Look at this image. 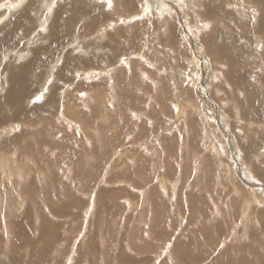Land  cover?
<instances>
[{"label":"rangeland","instance_id":"1","mask_svg":"<svg viewBox=\"0 0 264 264\" xmlns=\"http://www.w3.org/2000/svg\"><path fill=\"white\" fill-rule=\"evenodd\" d=\"M41 1L30 0V4L42 5ZM70 1L78 9L67 8L68 11H74L72 16L67 19L63 14L57 20L67 24L63 32L68 29L64 33L65 42L60 49L63 51L75 35L80 38L74 41L76 45H82L88 50V54H81L79 51H69V56L65 54L67 60L75 62L72 67L64 69V64L67 63L65 60L59 66L61 70L58 68L56 74H52L44 64L47 61V64L53 63L56 55L59 56L62 51L59 49L50 56L51 59L48 57L49 60L42 61L40 54L34 57V51L42 45L31 49L24 61L16 64L13 58L11 63L5 64L4 57L8 51L19 50V47L21 51H25V42L30 38L32 29L20 38L22 44L19 47L11 48L6 45L5 50L2 47L3 50L0 49V105L5 110L6 117L0 124V155H8L16 163L24 160L27 163L36 162L41 169L38 177L34 178V173L29 175L23 185L25 207L10 218V223L15 225L12 241L10 249L4 243L0 244V264H71L66 262L70 255L72 264H172L169 253H172L173 264H264V128H250L244 116H240L237 121L234 118L229 123L215 121L209 124L208 112L204 113L197 108L195 112L193 110L195 102L201 105V101H205L210 113L215 116L222 114L228 118L230 113H238L233 108L239 106L241 111H246L251 121L261 122L264 126V8L256 0H163L164 2L160 1L158 10L148 8L147 17H153L151 24L138 18L131 26L121 25L116 28L110 24L114 19L117 20L121 15H139L146 7L145 0H134L139 2L137 8L129 11H121L122 8H118L120 11L115 10L116 2L106 5L105 0ZM116 1L118 3L121 0ZM61 4L63 3L56 5L54 13L51 12L49 30L56 20L58 6H65ZM172 6L177 9L161 12L162 7L169 9ZM40 9L41 21L44 18ZM21 13L22 11L19 12ZM158 17L173 21H169V33H164L165 27ZM204 19L210 20L213 25L205 34L208 42L204 41L203 36H200L203 39L200 42L192 35L196 31H190L192 27H201ZM105 25L108 27L106 32ZM174 25L176 28H172ZM37 27L38 25L35 28ZM15 28L17 27L8 24L2 26L0 42L5 40V43L16 34L20 35ZM170 31L173 33L170 34ZM49 34L51 38L53 35ZM173 34L178 39L176 42L170 39ZM194 42L199 45L201 43L200 54L195 50ZM208 45L212 47V52ZM216 47L218 53L215 52ZM33 57L41 60L34 61L35 69L38 68L39 71L31 73L29 77L32 78L29 84L34 86L33 96L47 87L49 91L42 100L26 98L21 105L22 110L32 116H20L18 119L16 113H13L17 111L7 106L3 98L11 86V74L17 72L20 66L30 63ZM195 58L200 60L197 66ZM81 59L85 61L80 62ZM203 60L207 62L206 65ZM122 61L125 62L123 67L120 66ZM95 70L104 75L100 79H90L88 73ZM221 71H224V76L228 75L225 79L227 84L223 85L224 88L221 87L217 96L214 89L221 79H214L213 82L210 76ZM6 72L9 73L5 75ZM198 72V89L204 92L208 101L199 95L198 89L193 93V77ZM233 81L236 83L234 85L243 88L244 97H240L234 89V94L230 93L229 87L233 85ZM2 83L7 84L4 87ZM50 87L53 88L51 91ZM83 91H89L94 98L85 108L82 100L77 98L80 95L85 98V94L79 93ZM175 91L185 92L182 95L183 109L180 114L175 108L174 102L180 101L179 98L175 101ZM225 96L228 97L229 104L226 100L221 102V98ZM163 107H167L168 111ZM37 109H40L39 114H34ZM66 109L69 110L70 119L80 120L88 126L81 124V128L77 121H73L77 126L75 128L61 120L60 112L63 113ZM76 110L83 116H76ZM91 121L95 123L90 124ZM8 123L21 125L17 132L19 135H29L17 140L16 135L12 139L9 133L2 135V127L8 126ZM87 132L89 134L86 136ZM214 134L221 135L222 142L225 141L227 146L226 152L219 148L223 143L218 139L214 140ZM3 139L6 145L3 144ZM208 143L216 144L220 154L206 149ZM195 144L199 146L196 147ZM16 153L18 154L13 156ZM10 180L17 186V179L11 177ZM163 182L168 185L166 191ZM3 184L0 183V241L4 225L1 213L7 207L4 202L12 200L11 195H14L11 189L13 185H10L8 178ZM9 194L12 198L8 197ZM36 216L42 217L41 233L37 230ZM21 220L30 227L24 232L21 229L20 241L17 243L15 233L20 230L18 224Z\"/></svg>","mask_w":264,"mask_h":264},{"label":"bare ground","instance_id":"2","mask_svg":"<svg viewBox=\"0 0 264 264\" xmlns=\"http://www.w3.org/2000/svg\"><path fill=\"white\" fill-rule=\"evenodd\" d=\"M3 0H1V2H0V28L2 27V26H4L5 24H8V25H11V26H13V27H17V28H15V30H17V31H19V33H20V35H15V37H13V38H10V39H7V41L5 42V43H3L5 40H2L0 43H3L1 46H0V49H4V46H6V45H8V46H10L11 48H12V46H14V47H19L18 45H20V44H22V43H20V38L22 37V36H24L25 34H26V32L28 31V30H31L32 29V34H31V36H30V38L25 42V51H21V48L19 47V50H16V51H13V52H9L8 51V53H6V51H5V53H6V56L4 57L5 58V64L6 63H11L12 62V59L14 58L15 59V61H14V63H18L19 61H24V59H26V57L30 54V50L31 49H33V48H35V47H37L38 45H42L41 47H39L36 51H34V52H36V55L34 56V57H37V55L38 54H40V58H41V60L42 61H44V60H49V59H51V57L50 56H52L53 54H55V52H57V51H59V49L61 48V46H62V44H64V38H65V36H64V33L66 32V29H65V32H63V28H64V26L66 25L67 26V24H65V23H61V22H58L57 20H59L58 18L59 17H61V15H66V18L68 19V18H70L71 16H72V14L74 13V11L72 10V11H68L67 10V8H69L70 9V7H71V9H78V7L77 6H75V4L73 3V2H71L70 0H42L41 2H42V5H40L39 3H38V5L36 4V3H33V5L31 6V2H30V0L28 1V0H5V1H3ZM27 1H28V3H27ZM57 1V2H56ZM101 1H103V0H101ZM161 1H163V0H161ZM243 1H245V0H243ZM247 1V0H246ZM245 1V2H246ZM253 1V0H252ZM257 2H259L260 3V5H261V7H263L264 8V0H256ZM38 2V1H37ZM113 2H116V3H114V8H115V10H117L118 8H122V9H120L121 11L122 10H124L125 9V11L126 10H131L132 8H137V4L139 3H137V1L135 2L134 0H121V1H119L118 3H117V1L116 0H105V3H106V5L107 4H111L112 5V3ZM141 2V1H140ZM164 2V1H163ZM58 3H63V4H65V6H58V8H59V10L58 11H56V20L53 22V24H52V26H51V28H50V30L48 29V23L50 22L49 20H50V17L52 16L51 15V12H55V7H56V5H58ZM145 3H146V7H144L143 8V11L139 14V15H137V16H133V15H127V16H124V15H121V16H118L119 18L117 19V20H113L114 22H111L110 24L111 25H114V27H119V26H121V25H125V26H131V23H133L134 21H136L138 18H140V19H143V21H148V23H150V22H152L151 20L153 19V17H152V19L150 18H148L147 16H148V14L146 13V12H148V8H149V6H148V3H147V1L145 0ZM63 4H61V5H63ZM141 4V3H140ZM235 4V3H234ZM78 5V4H77ZM98 5V4H97ZM167 5H169V4H167ZM248 5V4H247ZM256 5H257V3H256ZM41 6V7H40ZM225 6H226V4H225ZM246 6V5H245ZM138 7H139V5H138ZM235 7V6H234ZM233 7V8H234ZM243 7V6H242ZM253 7H254V5H253ZM256 7V6H255ZM41 8V9H40ZM181 8V7H180ZM263 8H261V9H263ZM39 9L40 10H42L43 11V16H42V18H44V19H42L41 21L39 20V15L41 14V13H39ZM177 8H175L174 6H172V7H170L169 9L168 8H166V7H162L161 8V12H165V11H175ZM200 9V8H199ZM221 9V8H220ZM223 9V8H222ZM254 10L256 9V8H253ZM119 9H118V11H120ZM149 10H153V8L151 9V8H149ZM233 10V9H232ZM241 10H242V8H241ZM254 10H253V12H254ZM257 10V9H256ZM20 11H22V13L21 14H19V12ZM41 11V12H42ZM65 12V13H62V12ZM199 11V10H198ZM207 11V10H206ZM237 11V10H236ZM86 12H88V11H86ZM212 12V11H211ZM257 12V11H256ZM62 13V14H61ZM222 13V12H221ZM220 13V14H221ZM258 13H259V10H258ZM14 14H17V15H14ZM256 15H258L257 13H255ZM261 14V13H260ZM14 15V16H13ZM85 15V14H84ZM150 15V14H149ZM224 15H226V14H224ZM238 15H240V14H238ZM254 15V14H253ZM252 15V16H253ZM263 15H264V13H263ZM11 16H13V17H11ZM151 16V15H150ZM218 16V15H217ZM219 17H220V15H219ZM224 17V16H223ZM238 17V16H237ZM255 17V16H254ZM261 17V16H260ZM159 18V20L161 19L162 21H159L161 24H163L164 25V27H165V32L164 33H167L168 31H169V25H170V22H172L173 23V21H170L169 19H163V18H161V17H158ZM199 18V17H198ZM256 18V17H255ZM257 18H259V17H257ZM262 18V17H261ZM201 19V18H200ZM215 19H216V17H215ZM220 19V18H219ZM254 19V18H253ZM62 20V19H61ZM57 21V22H56ZM170 21V22H169ZM186 23H187V20H184ZM183 21V22H184ZM215 21V20H214ZM219 21V20H218ZM56 22V23H55ZM82 22H84L83 20H82ZM142 22V21H141ZM203 22V21H202ZM220 22V21H219ZM222 22V21H221ZM4 23V24H3ZM185 23V24H186ZM213 23V22H212ZM215 23H216V21H215ZM82 24V23H81ZM140 24V23H139ZM151 24V23H150ZM149 24V25H150ZM198 24V23H197ZM220 24V23H219ZM36 25H38V27L37 28H35L36 27ZM103 25V24H102ZM101 25V26H102ZM137 25V24H136ZM149 25H147V26H149ZM172 25V24H171ZM199 25V24H198ZM197 25V26H198ZM212 24H211V22H210V20L208 21V20H206V19H204V24H201V27H199V28H195V27H192V30H190V31H196L195 32V34H192V35H194L195 36V38L196 39H199V41L200 42H203V39H204V41L205 42H208L209 41V39L208 38H206L205 37V34L207 33V31H208V28L211 26ZM176 25H174L172 28H174ZM194 26V25H193ZM213 26V25H212ZM211 26V27H212ZM225 26V25H224ZM99 27V26H98ZM105 27H106V25H105ZM139 27V26H138ZM137 27V28H138ZM178 27V26H177ZM185 27H187V26H185ZM231 27V26H230ZM134 28V27H133ZM144 28V27H143ZM151 28V27H150ZM176 28V27H175ZM86 29V28H85ZM101 29H102V27H101ZM108 29V27H106V29H105V32H106V30ZM126 29V28H125ZM187 29H188V27H187ZM68 30V29H67ZM171 30V29H170ZM252 30V29H251ZM9 31V30H8ZM132 31V30H131ZM145 31V30H144ZM98 32V31H97ZM135 32V31H134ZM174 32H176V30L174 31ZM180 32V31H179ZM253 32H254V30H253ZM49 33H51V35H53L51 38H50V34ZM133 33V32H132ZM169 33V32H168ZM173 32L172 31H170V34H172ZM77 34V33H76ZM81 35L83 34V33H80ZM88 34V33H87ZM87 34H85L86 36H87ZM105 34V33H104ZM181 34V33H180ZM186 34V33H185ZM4 35V34H3ZM49 35V36H48ZM84 35V34H83ZM135 35V34H134ZM137 35V34H136ZM166 35V34H165ZM183 35V34H182ZM48 36V37H47ZM77 36V35H76ZM168 36V35H167ZM200 36H203V39H200ZM4 37V36H3ZM6 37V36H5ZM205 37V38H204ZM210 37V36H209ZM103 38H104V36H103ZM132 38H133V35H132ZM131 38V39H132ZM134 38H136V37H134ZM216 37H214V39H215ZM264 38V37H263ZM3 39V38H2ZM76 39H78L77 37H75V35H74V37H72V39H71V41L68 43L69 45L68 46H66L65 48H63V51H62V49H60V51H62L61 52V54H59V53H57V54H59V56L58 55H56L57 57H56V60H54V62L53 63H51V64H47V62H45V67H48L49 68V71L50 72H52V74H56V69H58L59 68V66H61V65H63L65 62V60H67V58H66V55L67 56H69V51H71L72 53H75V52H77V51H79L81 54H83V53H85L86 52V54H88V50L87 49H85L82 45H76V43L74 42ZM80 39V38H79ZM78 39V40H79ZM130 39V40H131ZM139 39V38H138ZM170 39H172V40H178L177 39V37H176V35L175 34H173V36H171V38ZM214 39H212V40H214ZM1 40V39H0ZM82 40V39H81ZM216 40V39H215ZM83 41H85V40H83ZM134 41V40H133ZM169 41V40H168ZM181 41V40H180ZM196 41V40H195ZM198 41V40H197ZM217 41V40H216ZM176 42V41H175ZM221 42V41H220ZM91 43V42H90ZM131 43V42H130ZM227 43V42H226ZM47 44H48V46H47ZM78 44H79V42H78ZM81 44V43H80ZM204 44H206V43H204ZM210 44H211V42H210ZM220 44V43H219ZM67 45V44H66ZM145 45V44H144ZM212 45H214V44H212ZM215 45H217V44H215ZM259 45H261V44H259ZM263 45V44H262ZM89 46V45H88ZM91 46H93V45H91ZM180 46V45H179ZM194 46H195V50L196 51H198V53L200 54V52L199 51H201V49L199 48V46H201V43H200V45L198 44V42H194ZM205 46V45H204ZM222 46V45H221ZM2 47V48H1ZM71 47V48H70ZM90 47V46H89ZM97 47V46H96ZM223 47H225V45H223ZM257 47V46H256ZM91 48V47H90ZM100 48V47H99ZM179 48H182V47H179ZM212 48V47H211ZM210 47H209V45H208V49L210 50V52H212V49H211ZM2 49V50H3ZM8 49V48H7ZM92 49V48H91ZM94 49H95V47H94ZM93 49V50H94ZM177 49V48H176ZM204 49V48H203ZM202 49V50H203ZM219 49H220V47H219ZM5 50V49H4ZM9 50V49H8ZM93 50H91V51H93ZM205 50V49H204ZM203 50V51H204ZM214 50V49H213ZM251 50V49H250ZM100 51V50H99ZM99 51H98V53H99ZM102 51V50H101ZM103 51H104V49H103ZM221 51V50H220ZM220 51H219V53H220ZM94 52V51H93ZM96 52V51H95ZM215 52L216 53H218V50H217V47H216V50H215ZM249 52V51H248ZM71 53V54H72ZM90 53V52H89ZM108 53V52H107ZM207 53H209L208 51H207ZM4 54V53H3ZM66 54V55H65ZM94 54V53H93ZM93 54H91V55H93ZM210 54V53H209ZM212 54V53H211ZM96 55V54H95ZM219 55V54H218ZM224 55V54H223ZM85 56H87V55H84V57ZM198 56V55H197ZM196 56V57H197ZM199 56H201V55H199ZM228 56V55H227ZM227 56H225V57H227ZM33 57V58H34ZM39 57V56H38ZM49 57V59H47ZM106 57H107V55H106ZM205 57V56H204ZM199 58V57H198ZM206 58V57H205ZM221 58V57H220ZM228 58V57H227ZM68 59H70V58H68ZM91 59V58H90ZM89 59V60H90ZM213 59V58H212ZM38 61V62H41V60H39V59H37V58H34L30 63H28V64H26V65H24V66H20L19 67V70L17 71V72H15V73H12L11 74V86H10V88H9V90L7 91V95L4 97V95L2 96V98L4 99V101H5V104L7 105V106H9V107H11L12 109H15V111H17V112H14L13 110V113L15 114V116L16 117H18V119H19V117L20 116H29V117H31L32 116V114H27V113H24L23 112V108H22V103H23V101L26 99V98H28V99H32V100H42L43 98H44V96L48 93V91H49V87H47V88H45L44 89V91H42V92H40V93H37L38 95H34L33 96V93L32 92H34L33 91V89H34V86L33 85H30L29 83L32 81V78H29L30 76H31V73H36V72H38L39 71V69L37 68V69H35L36 68V63L34 62V61ZM74 60V59H73ZM88 60V61H89ZM94 60V59H93ZM92 60V61H93ZM195 60V61H194ZM193 61H194V63H195V66H197V65H199V63H200V60H198L197 58H195ZM210 60V59H209ZM215 60H217V59H215ZM85 60L83 59H81V61L80 62H84ZM87 61V60H86ZM204 62V65H206V63L207 62H205V60H203ZM212 61H214V60H212ZM42 63H44V62H42ZM75 62H72V61H69V60H67V63L66 64H64V69H66L67 70V68H69V66H71V65H73ZM61 64V65H60ZM127 64V63H126ZM125 65V62L124 61H122L121 63H120V66H124ZM209 65V64H208ZM213 65H214V62H213ZM217 65V64H216ZM18 66V65H17ZM2 67H3V65H2ZM72 67V66H71ZM207 67V66H206ZM220 67H221V64H220ZM6 68V67H5ZM63 68H62V71H64L63 70ZM211 68H213V66L211 67ZM222 68H225V66L224 67H222ZM11 69V68H10ZM105 69V68H104ZM215 69V68H214ZM59 70H61L60 68H59ZM100 70V69H99ZM118 70H120L119 68H118ZM216 70V69H215ZM218 70V69H217ZM223 70V69H222ZM5 71H7L6 69H5ZM11 70H9V72H10ZM61 71V72H62ZM213 71V70H212ZM4 72V71H3ZM8 72V73H9ZM49 72V73H50ZM65 72V71H64ZM210 72V71H209ZM245 72V71H244ZM7 72L5 73V75H7L8 74ZM195 73V72H194ZM215 73V72H214ZM247 73V72H246ZM4 74V73H3ZM61 74H63V72L61 73ZM89 74H95L96 75V77H95V79H97V78H99L100 79V77L101 76H103L104 75V73H102V72H99L98 70H95V72H91V73H88V75ZM107 74V73H106ZM109 74V73H108ZM207 74V73H206ZM211 74V73H210ZM229 74V73H228ZM248 74V73H247ZM111 75V74H110ZM119 75V74H118ZM215 76V78H214V76ZM213 75H211L210 76V78H211V80L214 82V79L215 80H217V79H221V82L217 85V87L214 89V93H215V95H219L218 93L221 91L220 89H221V87H223V85L226 83L225 82V79L228 77V75H225L224 76V71H221V72H216V74H213ZM256 75V74H255ZM127 76V75H126ZM128 76H130V75H128ZM193 76H194V74H193ZM199 72H198V75H195V77H193V88H194V90H193V93H195V90H197L198 89V83H199ZM232 76V75H231ZM7 77V76H6ZM10 77V76H9ZM146 77V76H145ZM2 78H3V76H2ZM8 78V77H7ZM52 78V77H51ZM50 78V79H51ZM72 78H73V76H72ZM88 78V77H87ZM175 78V77H174ZM4 79V78H3ZM3 79H1V80H3ZM6 79V78H5ZM10 79V78H9ZM31 79V80H30ZM90 79H94V78H90ZM98 79V80H99ZM152 79V78H151ZM244 79V78H243ZM74 80V79H73ZM5 81V80H4ZM88 83H91V82H89V80H86ZM155 81V80H154ZM158 81V80H157ZM229 81V80H228ZM5 82H7V81H5ZM52 82V81H51ZM94 83L96 82V80L95 81H93ZM213 82L211 83V84H213ZM239 82V81H238ZM1 83V82H0ZM53 83H54V81H53ZM69 83V82H68ZM113 83H115L114 81H113ZM176 83V82H175ZM210 83V82H209ZM231 83V82H230ZM241 83V82H240ZM2 84H4V87L6 86V84L5 83H2ZM32 84V83H31ZM48 84V83H47ZM83 84V83H82ZM155 84V83H154ZM160 84V83H159ZM227 84V83H226ZM225 84V85H226ZM234 84H236L235 83V81H233V85ZM115 85V84H114ZM120 85V84H119ZM224 85V86H225ZM231 85L230 87H229V89H230V93H233V89L235 90V91H237V94L240 96V97H244L245 96V94H244V90H243V88L242 87H238V85L236 86V85ZM47 86V85H46ZM56 86V85H55ZM84 86V85H83ZM154 86V85H153ZM174 86H176V85H174ZM183 86V85H182ZM236 86V87H235ZM4 87H2V88H4ZM57 87V86H56ZM55 87V88H56ZM88 87V86H87ZM86 87V88H87ZM213 87V86H212ZM233 87V88H232ZM100 88V87H99ZM181 88H183V87H181ZM196 88V89H195ZM224 88V87H223ZM227 88V87H226ZM250 88V87H249ZM51 89H53V88H51L50 87V91H51ZM79 89V88H78ZM175 89V88H174ZM176 89H178V88H176ZM184 89V88H183ZM5 90H7V89H5ZM88 90V89H87ZM146 90V89H145ZM2 91H3V89H2ZM68 91V90H67ZM198 91V93H199V95L201 96V97H204L207 101H208V97H205L204 96V92H201V90H197ZM232 91V92H231ZM249 92H250V90H248ZM163 92V91H162ZM167 92V91H166ZM176 93H175V95H176V97H175V95H174V98H175V101H176V99H180V101L179 102H174L175 103V108H177L180 112H179V114L182 112V107H181V102L183 101V97H182V95H183V93H185V92H181V93H178L177 91H175ZM1 93V92H0ZM32 93V94H31ZM68 93V92H67ZM67 93H65L66 95H67ZM79 93H83V94H85V98H83V97H81V95H80V97H77L78 98V100L79 101H81L82 100V102L84 103V107L83 108H85V107H87L88 106V104H89V101L90 100H92V99H94L93 97H92V94H90L89 93V91H83V92H79ZM116 93V92H115ZM123 93V92H122ZM148 93H149V91H148ZM156 93V92H155ZM160 93V92H159ZM165 93V92H164ZM164 93H163V95H164ZM174 93V92H173ZM245 93H246V91H245ZM252 93V92H251ZM150 94H152V93H150ZM167 94V93H166ZM234 94V93H233ZM69 95V94H68ZM114 95V94H113ZM156 95V94H155ZM262 95V94H261ZM36 96V97H35ZM49 96V95H48ZM72 96V95H71ZM131 96V95H130ZM150 96H152V95H150ZM238 96V97H239ZM51 97V96H50ZM54 97V96H53ZM67 97V96H66ZM69 97V96H68ZM74 97V96H73ZM98 97H100V94L98 95ZM220 97V96H219ZM253 97V96H252ZM261 97V96H260ZM81 98H83V99H81ZM97 98V97H96ZM95 98V100H97ZM157 98V97H156ZM169 98V97H168ZM257 98V97H256ZM132 99V98H131ZM130 99V100H131ZM140 99V98H139ZM152 99V98H151ZM165 99H166V97H165ZM228 99V97L227 96H225L224 98H221V102L223 101V100H226L227 102H228V104H229V101L227 100ZM45 100V99H44ZM49 100V99H48ZM66 100V99H65ZM103 100V99H102ZM107 100V99H106ZM117 100V99H116ZM133 100V99H132ZM167 100V99H166ZM170 100V99H169ZM174 100V99H173ZM45 101H47V100H45ZM72 101H75V100H72ZM77 101V100H76ZM135 101V100H134ZM150 101V100H149ZM161 101H163L162 99H161ZM127 102V101H126ZM239 102V101H238ZM256 102V101H255ZM1 103V102H0ZM2 103H3V101H2ZM97 103V102H96ZM133 103V102H132ZM164 103V102H163ZM158 104H159V102H158ZM162 104V103H161ZM262 104V103H261ZM49 105V104H48ZM66 105H69V104H66ZM66 105H65V108H66ZM107 105V104H106ZM118 105V104H117ZM122 105V104H121ZM207 105V103L205 102V101H201V105L199 104V102H198V104L195 102V105L193 106V110H194V112H195V110H196V108L197 109H199L200 111H203L204 113H209V115H208V118L210 119V121H209V124H213V123H215V121H222V122H224V123H229V121L230 120H234V118H235V120L237 119V120H239L240 119V116H244L246 119H247V122H248V126H250V128H254V127H258L259 129L261 128H264V126H263V124H261V122H254V120L253 121H251L250 120V117L244 112V111H241V108L239 107V106H236V108H233V109H237L238 110V113L236 114V113H230V115H229V117L227 118V117H225V115H222V114H217V116H215V114H212V113H210V111H209V109H208V107L206 106ZM234 105V104H233ZM39 106V105H38ZM137 106H138V104H137ZM166 106V105H165ZM213 106V105H212ZM249 106V105H248ZM61 107V106H60ZM95 107V106H94ZM122 107V106H121ZM124 107V106H123ZM185 107H186V105H185ZM255 107V106H254ZM49 108V107H48ZM82 108V107H81ZM129 108V107H128ZM158 108V107H157ZM164 109H166V111H168V108L167 107H163ZM163 108H161V109H163ZM47 109V108H46ZM55 109V108H54ZM57 109V108H56ZM69 109V108H68ZM72 109V108H71ZM88 109V108H87ZM105 109V108H104ZM140 109V108H139ZM164 109L162 110V111H164ZM211 109V108H210ZM7 110V109H6ZM51 110V109H50ZM53 110V109H52ZM59 110V109H58ZM63 110V109H62ZM135 110V109H134ZM39 111H40V109H37V111H36V113H34V114H39ZM68 111L69 110H67L66 109V111L65 112H60V118H61V120H63L64 122H66V123H69L70 125H72L73 127H75V125H74V123H73V119H70L69 117H68ZM77 111V110H76ZM116 111V110H115ZM125 111H126V109H125ZM143 111V110H142ZM166 111H164V112H166ZM8 112H10L9 111V109H8ZM7 112V113H8ZM35 112V111H34ZM49 112V111H48ZM58 112V111H57ZM56 112V113H57ZM78 112V111H77ZM80 112V111H79ZM76 113V116H77V114L79 115V114H81V113ZM119 112V111H118ZM144 112V111H143ZM142 112V113H143ZM5 110L1 107V105H0V124L2 123V122H4L5 121V119H6V117H5ZM12 113V114H13ZM41 113V112H40ZM53 113H55L54 111H53ZM97 113V112H96ZM103 113V112H102ZM129 113V112H128ZM259 113V112H258ZM11 114V115H12ZM75 114V113H74ZM135 114V113H134ZM144 114V113H143ZM142 114V115H143ZM148 114V113H147ZM146 114V115H147ZM244 114V115H243ZM7 115H9V117H10V114L8 113ZM149 115V114H148ZM147 115V116H148ZM198 115V114H197ZM196 115V116H197ZM14 116V115H13ZM12 116V117H13ZM58 116V115H57ZM81 116H83L82 114H81ZM125 116V115H124ZM134 116V115H133ZM141 116V115H140ZM139 116V117H140ZM184 116H185V114H184ZM8 117V116H7ZM9 117L7 118V120L9 119ZM114 117V116H113ZM120 117V116H119ZM135 117V116H134ZM141 117H143V116H141ZM57 118V117H56ZM75 118V117H74ZM79 118V117H78ZM126 118V117H125ZM160 118V117H159ZM184 118V117H183ZM104 119V118H103ZM6 120V121H7ZM82 120V119H81ZM101 120V119H100ZM128 120V119H127ZM140 120V119H139ZM196 120H197V118H196ZM236 120V121H237ZM75 121H77V119L75 120ZM74 121V122H75ZM86 121V120H85ZM84 121V122H85ZM105 121V120H104ZM113 121V120H112ZM126 121V120H125ZM137 121V120H136ZM198 121V120H197ZM82 122V121H81ZM80 122V120L79 121H77L76 123H78L79 124V127H81L80 125L82 124ZM103 122V121H102ZM141 122V121H140ZM152 122V121H151ZM19 123H20V121H19ZM92 123V121L90 122V124ZM95 123V122H94ZM94 123H92V124H94ZM84 124V123H83ZM82 124V125H83ZM87 124H89V121H88V123ZM158 124V123H157ZM8 126H6V127H2V130H4L3 131V133L1 132V134L3 135V134H8L9 133V136L11 137L10 139H12V138H14V136L16 135V140L17 139H20V138H22V137H27L29 134H25V133H23V134H18L17 132H18V130L20 129V126L21 125H12V124H10L9 125V123L7 124ZM23 125V124H22ZM85 125V124H84ZM99 125V124H98ZM32 126V125H31ZM86 126H88V125H85L84 127H86ZM93 126L94 125H92V128H93ZM158 126V125H157ZM29 127V126H28ZM75 128H77V126L75 127ZM82 128V127H81ZM89 128L91 129V126H89ZM138 129V128H137ZM81 130V129H80ZM92 130V129H91ZM93 130H95V129H93ZM135 130V129H134ZM223 130V132H224V129H222ZM263 130V129H262ZM82 131V130H81ZM90 131V130H89ZM97 131H99V130H97ZM97 131H95V133L97 134L98 132ZM137 131V130H136ZM261 131V130H260ZM86 132V131H85ZM100 132V131H99ZM50 133V132H49ZM48 133V134H49ZM73 133V132H72ZM79 133V132H78ZM92 133V132H91ZM89 133L87 132V134H85L86 136L88 135ZM100 134V133H99ZM224 134V133H223ZM24 135V136H23ZM74 135V134H73ZM79 135V134H78ZM84 135V137L86 138V136ZM92 135H94V134H92ZM129 135H131V134H129ZM90 137H91V135H89ZM214 136H215V138L213 137V135H212V137H213V139L215 140V139H218L219 141H220V143L222 142V140H221V135H219V134H214ZM130 137V136H129ZM131 137H132V135H131ZM144 137V136H143ZM159 137H161V136H159ZM81 138V137H80ZM89 138V137H88ZM92 138V137H91ZM96 138V137H95ZM164 137H162V139H163ZM82 139V138H81ZM80 139V140H81ZM98 139V138H97ZM132 138H130V140H131ZM154 139V138H153ZM165 139H166V137H165ZM4 140V142H3V144L5 143V139H3ZM42 140V139H41ZM79 140V139H78ZM77 140V141H78ZM79 140V141H80ZM95 140V139H94ZM151 140V139H150ZM146 141V140H145ZM161 141V140H160ZM2 142V141H1ZM35 142V141H34ZM37 142V141H36ZM35 142V143H36ZM81 142H82V140H81ZM101 142V141H100ZM162 142H163V140H162ZM21 143V142H20ZM38 143V142H37ZM67 143H69V142H67ZM77 143V142H76ZM143 143V142H142ZM158 143V142H157ZM223 143V145H221L219 148L220 149H222V151H225L226 150V143H225V141L224 142H222ZM60 144H62V143H60ZM79 144H80V142H79ZM151 144V143H150ZM4 145H6V144H4ZM38 145V144H37ZM77 145V144H76ZM76 145H75V147H76ZM86 145V144H85ZM87 145H89V144H87ZM143 145V144H142ZM157 145H160V144H157ZM165 145V144H164ZM199 146V144H195V146ZM11 146V145H10ZM9 146V147H10ZM58 146V145H57ZM63 146V145H62ZM61 146V147H62ZM78 146V145H77ZM111 146V145H110ZM196 146V147H197ZM219 146V145H218ZM1 147V146H0ZM5 147V146H4ZM14 147V146H13ZM55 147V146H54ZM60 147V146H59ZM60 147V148H61ZM75 147H73V148H75ZM136 147V146H135ZM140 147H141V145H140ZM145 147V146H144ZM148 147V146H147ZM150 147V146H149ZM152 147V146H151ZM16 148H18V147H16ZM58 148V147H57ZM56 148V149H57ZM63 148V147H62ZM139 148V147H138ZM167 148V147H166ZM217 148V149H216ZM218 147H216V144H212V143H208V144H206V149H211V150H213V151H215V152H217V153H219L220 154V149H219ZM54 149V148H53ZM137 149V148H136ZM135 149V150H136ZM145 149H146V147H145ZM149 149H151V148H149ZM148 149V150H149ZM154 149V148H153ZM6 150V149H5ZM60 150H62V149H60ZM64 150V149H63ZM88 150V149H87ZM147 150V149H146ZM152 150V149H151ZM161 150V149H160ZM196 150V149H195ZM57 152H58V150H56ZM154 151V150H153ZM156 151V150H155ZM5 152V151H4ZM10 152V151H9ZM8 152V153H9ZM19 152V151H18ZM37 152V151H36ZM60 152V151H59ZM117 152V151H116ZM132 152V151H131ZM226 152V151H225ZM12 153V152H11ZM47 153V152H46ZM54 153V152H53ZM61 153V152H60ZM65 153V152H64ZM18 153H16V154H13V156L14 155H17ZM33 154V153H32ZM59 154V153H58ZM61 154H63V153H61ZM79 154V153H78ZM86 154V153H85ZM116 154V153H115ZM114 154V155H115ZM138 154V153H137ZM6 155V154H5ZM34 155V154H33ZM49 155V154H48ZM52 155V154H51ZM60 155V154H59ZM58 155V156H59ZM120 155V154H119ZM165 155V154H164ZM12 156V155H11ZM53 156V155H52ZM62 156V155H61ZM60 156V157H61ZM110 156V155H109ZM112 156V155H111ZM130 156V155H129ZM198 156V155H197ZM51 157V156H50ZM49 157V158H50ZM59 157V158H60ZM116 157V156H115ZM164 157V156H163ZM18 158V157H17ZM51 158H53V157H51ZM55 158V157H54ZM113 158V157H112ZM111 158V159H112ZM122 158H123V156H122ZM159 158V157H158ZM199 158V157H198ZM187 159H188V157H187ZM197 159V158H196ZM57 160V159H56ZM104 160V159H103ZM118 160V159H117ZM132 160H134L133 158H132ZM154 160V159H153ZM46 161V160H45ZM124 161V160H123ZM122 161V162H123ZM159 161V160H158ZM198 161V160H197ZM196 161V162H197ZM12 162V163H11ZM40 162H42V161H40ZM116 162V161H115ZM202 162V161H201ZM31 165H30V164ZM42 164V163H41ZM50 164V163H49ZM111 164V163H110ZM118 164H120V163H118ZM117 164V165H118ZM124 164V163H123ZM108 165V164H107ZM138 165V164H137ZM145 165V164H144ZM161 165V164H160ZM69 166V165H68ZM111 166V165H110ZM164 166V165H163ZM55 167V166H54ZM53 167V168H54ZM52 168V167H51ZM52 168V169H53ZM69 168V167H68ZM67 168V169H68ZM108 168V167H107ZM118 168V167H117ZM257 168V167H256ZM260 168V167H259ZM66 169V168H65ZM64 169V170H65ZM71 169H72V167H71ZM203 169V168H202ZM261 169V168H260ZM259 169V170H260ZM137 170V169H136ZM258 170V171H259ZM41 171V169H40V166L36 163V162H32V161H28V163H27V161L26 160H24L22 163L20 162V163H16V162H14L11 158H9L8 157V155L7 156H3L2 154L0 155V178H2V179H0V183L2 184V185H4L3 183H5V181H6V179L8 178V181L10 182V185H13L12 183H14V182H12V180H10L11 179V177L13 178V179H17V186H15V185H13L12 187H11V189L13 190V193H14V195H11V196H13V198L12 197H9L10 196V194L8 195V197L9 198H12V200H7L6 202H4V203H7V207L6 208H4V209H2V213H1V216L3 217V223H4V225L2 226V228H3V238H2V241H0V244H2L3 245V243H4V246L6 247V248H8V249H10L9 247H10V244H11V241H12V233H13V231H14V227H15V225L14 224H12V223H10V218L12 217V216H14L16 213H19L22 209H24V207H25V201H26V198L23 196V185H25L26 184V182H27V179H28V176L29 175H31V174H36L35 176H34V178H36V177H38V172H40ZM53 171V170H52ZM130 171V170H129ZM69 172V171H68ZM110 172V171H109ZM135 172V171H134ZM260 172V171H259ZM63 173V172H62ZM262 173V172H261ZM69 175H71V174H69ZM91 175V174H90ZM89 175V176H90ZM109 175V174H108ZM86 176H88V175H86ZM137 176H139V175H137ZM106 177V176H105ZM71 178V177H70ZM84 178V177H83ZM213 178V177H212ZM124 179V178H123ZM89 180V179H88ZM43 181V180H42ZM134 182V181H133ZM130 183V182H129ZM165 183V184H164ZM128 184V183H127ZM163 184L165 185L164 186V191H166V189L168 190V185L166 184V182H163ZM120 186V185H119ZM153 186V185H152ZM167 186V187H166ZM151 187V186H150ZM166 187V188H165ZM131 188H132V186H131ZM143 188V187H142ZM147 188V187H146ZM149 188V187H148ZM3 190H4V188H3ZM27 190V189H26ZM147 190V189H146ZM7 192V191H6ZM10 192V191H9ZM61 193V192H60ZM145 193V192H144ZM143 193V194H144ZM142 194V193H141ZM148 194V193H147ZM87 195V194H86ZM92 195V194H91ZM171 195V194H170ZM1 196V195H0ZM59 196V195H58ZM94 196V195H93ZM141 196H143V195H141ZM148 196H149V194H148ZM166 196V195H165ZM95 197V196H94ZM144 197H146V195L144 196ZM5 198V197H4ZM49 198V197H48ZM95 199V198H94ZM147 199V198H146ZM146 199H144V201L146 200ZM127 200V199H126ZM147 200H149L150 201V199L148 198ZM162 200V199H161ZM50 201V200H49ZM139 201V200H138ZM149 201H147V202H149ZM129 202V201H128ZM127 202V204H129ZM131 202V201H130ZM140 202H141V200H140ZM45 203V202H44ZM114 203V202H113ZM146 203V202H145ZM161 203V202H160ZM0 204H1V206H2V199L0 198ZM77 204V203H76ZM144 204V203H143ZM12 205H15V206H12ZM91 205V204H90ZM89 205V206H90ZM137 205V204H136ZM139 205V204H138ZM145 205V204H144ZM92 206V205H91ZM141 206V205H140ZM43 207V206H42ZM94 207V206H93ZM129 207V206H128ZM135 207V206H134ZM137 207V206H136ZM135 207V208H136ZM2 208V207H1ZM83 208H85V207H83ZM138 208V207H137ZM52 209V208H51ZM50 209V210H51ZM77 209V208H76ZM73 210V209H72ZM93 210H95L94 208H93ZM127 210V209H126ZM45 211V210H44ZM88 211V210H87ZM43 212V211H42ZM39 213V212H38ZM89 213V212H88ZM45 214V213H44ZM126 214V213H125ZM135 214H137L136 213V211H135ZM139 214H140V212H139ZM10 217H9V216ZM26 215V214H25ZM37 215V214H36ZM47 215H48V213H47ZM90 215V214H89ZM127 215H129V214H127ZM136 216V215H135ZM44 217V216H43ZM52 217H54V216H52ZM140 217V216H139ZM138 217V218H139ZM165 217V216H164ZM42 218V217H41ZM41 218H40V216H36V219H37V224H36V226H38L37 227V230L41 233V224H42V222H41ZM136 218V217H135ZM160 218H162V217H160ZM159 218V219H160ZM24 219V218H23ZM46 219V218H45ZM45 219H43V220H45ZM85 219V218H84ZM130 219V218H129ZM137 219V218H136ZM140 219H142V218H140ZM139 220V219H138ZM49 221H51V219L49 220ZM52 222V221H51ZM87 223V222H86ZM1 224V223H0ZM17 224V223H16ZM49 224V223H48ZM125 224V223H124ZM24 225H26V223L24 222V221H19V224H18V226L20 227V230L19 231H17L16 233H15V235H16V240L15 241H17V243L20 241V233H22V231H21V229L23 230V232L26 230V228L27 227H30L29 225L27 226H24ZM44 226V225H43ZM46 226V225H45ZM53 226V225H52ZM125 226V225H124ZM87 227V226H86ZM30 229V228H29ZM31 231V230H30ZM111 232V231H110ZM5 233H6V236H5ZM30 233V232H29ZM28 233V234H29ZM86 233V232H85ZM149 233V232H148ZM147 233V234H148ZM28 234H27V236H28ZM83 234V233H82ZM246 234V233H245ZM86 237H88V235L86 236ZM28 238H29V236H28ZM245 238H248L247 236L245 237ZM249 239H250V237H249ZM80 240V239H79ZM89 240V239H88ZM98 240V239H97ZM129 240V239H128ZM133 240V239H132ZM14 241V242H15ZM96 241V240H95ZM130 241H131V239H130ZM79 243H80V241H79ZM84 243H86V242H84ZM130 243V242H129ZM161 243V242H160ZM131 244V243H130ZM142 244V243H141ZM16 245V244H15ZM83 247H84V245H83ZM124 247H125V245H124ZM129 247H131V246H129ZM74 248V247H73ZM101 248V247H100ZM79 249V248H78ZM78 249H76V251L78 250ZM36 250V249H35ZM80 250V249H79ZM78 250V251H79ZM131 250V249H130ZM34 251V250H33ZM38 251V250H37ZM134 251V250H133ZM107 252V251H106ZM106 252H105V258H106ZM151 252V251H150ZM155 252V251H154ZM167 252V251H166ZM63 253V252H62ZM59 254V253H58ZM58 254H56V255H58ZM74 254V252H72V255ZM78 254V253H77ZM62 255V254H61ZM103 255H104V253H103ZM165 255V254H164ZM34 256V255H33ZM41 256V255H40ZM55 256V255H54ZM58 256H60V255H58ZM57 257V256H56ZM59 258V257H58ZM74 258H76V257H74ZM33 259V258H32ZM109 259V258H108ZM39 260H41L40 259V257H39ZM56 260V259H55ZM60 260V259H59ZM169 260H170V262L173 264V258H172V253H169ZM101 262H102V260H100ZM36 262H37V258H36ZM43 262V261H42ZM41 262V263H42ZM53 262V261H52ZM66 262H69V263H71L72 264V262H73V259H72V256L70 255V257L66 260ZM60 263V262H59ZM32 264V263H31ZM54 264V263H53ZM57 264V263H56ZM63 264V263H62ZM65 264V263H64ZM88 264V263H87Z\"/></svg>","mask_w":264,"mask_h":264},{"label":"water","instance_id":"3","mask_svg":"<svg viewBox=\"0 0 264 264\" xmlns=\"http://www.w3.org/2000/svg\"><path fill=\"white\" fill-rule=\"evenodd\" d=\"M97 1H101V0H97ZM148 3L149 8H154L155 10L159 9V5H160V1L161 0H146ZM96 75L95 74H90V78H95Z\"/></svg>","mask_w":264,"mask_h":264}]
</instances>
